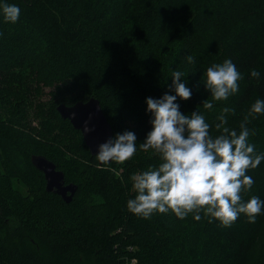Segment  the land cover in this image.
Here are the masks:
<instances>
[{
    "label": "trees",
    "instance_id": "trees-1",
    "mask_svg": "<svg viewBox=\"0 0 264 264\" xmlns=\"http://www.w3.org/2000/svg\"><path fill=\"white\" fill-rule=\"evenodd\" d=\"M6 2L21 11L15 23L0 14V264H264V210L255 223L241 214L225 227L203 213L143 219L126 206L130 177L160 162L139 149L152 128L146 98L175 95L174 71L192 91L189 100L177 97L182 114L199 111L212 136L220 115L237 133L248 117L249 142L264 154V113L249 115L264 99V0ZM225 59L243 78L237 93L215 101L204 72ZM94 97L113 138L136 134L137 152L124 164L100 165L57 110ZM32 155L76 183L70 203L46 190ZM247 175L254 184L242 199L264 200V160Z\"/></svg>",
    "mask_w": 264,
    "mask_h": 264
},
{
    "label": "clouds",
    "instance_id": "clouds-1",
    "mask_svg": "<svg viewBox=\"0 0 264 264\" xmlns=\"http://www.w3.org/2000/svg\"><path fill=\"white\" fill-rule=\"evenodd\" d=\"M20 11L17 5L6 0L0 3L5 22H17ZM186 61L192 64L195 58L188 55ZM171 76L170 87L175 95L165 93L159 99L146 98L152 128L139 149L151 150L160 162L130 177L134 198L127 200L128 211L143 219L171 212L179 219L194 213V218L200 220L203 213L225 227L244 214L249 223H255L264 210V200L252 196L245 202L242 193L252 189L254 180L247 172L260 165L264 154H258L255 145L249 142L248 117L240 123L237 133L225 126L227 119L220 115L215 125L219 134L210 135V125L199 111L190 116L182 114L176 103L177 97L185 101L192 97L191 89L181 82L184 73L174 71ZM250 76L258 80L260 72L253 69ZM242 78L235 64L225 59L206 68L203 85L213 100H227L239 91ZM203 107L211 110L213 104L204 100ZM228 111L223 109L224 113ZM262 113L264 99H257L249 115ZM98 147L95 159L100 165L124 164L137 152V137L133 131L126 130Z\"/></svg>",
    "mask_w": 264,
    "mask_h": 264
},
{
    "label": "water",
    "instance_id": "water-1",
    "mask_svg": "<svg viewBox=\"0 0 264 264\" xmlns=\"http://www.w3.org/2000/svg\"><path fill=\"white\" fill-rule=\"evenodd\" d=\"M57 110L62 119H69L74 128L82 132V138L92 156L96 155L101 143L113 138L112 125L105 116L98 98L94 97L88 101L80 100L74 105L60 104ZM31 160L39 171L44 172L46 190L61 195L66 203H70L78 190L76 183L67 184L64 172L46 156L32 155Z\"/></svg>",
    "mask_w": 264,
    "mask_h": 264
},
{
    "label": "rangeland",
    "instance_id": "rangeland-1",
    "mask_svg": "<svg viewBox=\"0 0 264 264\" xmlns=\"http://www.w3.org/2000/svg\"><path fill=\"white\" fill-rule=\"evenodd\" d=\"M46 91H49V90H46ZM43 98H45V101H47L49 99V96H46V97L44 96ZM23 192L25 193L26 191L24 190Z\"/></svg>",
    "mask_w": 264,
    "mask_h": 264
}]
</instances>
